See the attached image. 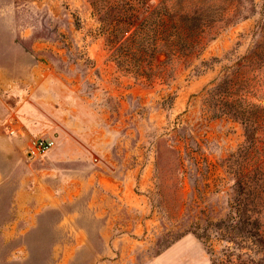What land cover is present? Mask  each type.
Here are the masks:
<instances>
[{
	"label": "rangeland",
	"instance_id": "374dc122",
	"mask_svg": "<svg viewBox=\"0 0 264 264\" xmlns=\"http://www.w3.org/2000/svg\"><path fill=\"white\" fill-rule=\"evenodd\" d=\"M176 1L202 18L194 44L158 54L150 69L107 42L97 11L106 0H0L9 76L0 85V264H211L231 251L235 262L264 259L240 234L249 193L237 185L264 156V123L255 145L246 133L264 122V0ZM34 66L51 67L58 94L78 99L79 126L93 122L81 101L94 98L101 151L96 179L83 181L82 161H67L62 177H48L54 193L27 207L17 198L39 183L49 152L27 157L6 120ZM223 86L230 93L216 94ZM259 211L248 216L264 233Z\"/></svg>",
	"mask_w": 264,
	"mask_h": 264
},
{
	"label": "trees",
	"instance_id": "16d2710c",
	"mask_svg": "<svg viewBox=\"0 0 264 264\" xmlns=\"http://www.w3.org/2000/svg\"><path fill=\"white\" fill-rule=\"evenodd\" d=\"M106 2L100 6L99 10L96 8L98 2L92 4L101 13L99 19L105 26L108 35L107 42L116 47L115 52L118 55H124L126 63L129 62L139 67L146 64L151 69L158 54L161 53L169 58L171 55L184 50V47L191 48L194 44L197 23L202 18L198 19V12H190L178 6L179 2L176 0L171 5H169V0H162L156 6H154L155 0H106ZM151 18H154L155 22H150ZM146 26L152 27L150 30L152 33L150 31L143 32L142 29ZM118 63L120 65L119 61ZM226 92L230 93V89L223 86L219 87L216 94ZM239 104L241 103L226 102L225 105L230 108H237ZM250 114L246 110L241 112L247 125L249 124L248 119L251 117ZM260 121L262 120L257 122L251 120L252 125L249 124L250 126L247 127L246 133L250 145H255L254 140L257 131L263 127L262 123L264 122ZM253 166L254 168L249 172H243V177H240L237 182L240 188L246 187L244 191L249 193L246 199L248 201L243 203V213L246 217V221H244L245 230L240 234L244 233L245 237H249L257 246L258 251L263 253L262 222L259 218L252 220L248 215L253 212H260L259 210L264 208V156L257 160ZM256 195L257 197L254 199ZM251 198L252 200L249 202ZM248 226L251 228H247ZM231 241H233L232 238ZM225 254L228 255L227 260L215 258L211 264H264V259L256 260L253 257L249 260L239 257L238 262H235L230 260L233 251Z\"/></svg>",
	"mask_w": 264,
	"mask_h": 264
},
{
	"label": "crops",
	"instance_id": "0c3cea01",
	"mask_svg": "<svg viewBox=\"0 0 264 264\" xmlns=\"http://www.w3.org/2000/svg\"><path fill=\"white\" fill-rule=\"evenodd\" d=\"M51 67L34 66L30 71L29 81H23L17 88L15 105L8 112L6 122L18 132L17 140H22L28 146L34 138H52L55 140L54 148L47 154L51 165L44 167L39 173V183L30 190L25 191V196L18 199V204L31 206L38 194L52 195L54 190L48 177H62L58 172L60 165L67 161H82L84 173L80 175L83 181L96 179V165L93 155L101 151V120L96 118L95 100L81 101L82 107L93 122H87L86 126H79L83 115L78 112V99L71 96L63 98L58 94L53 81L48 77ZM9 84L8 72L0 69V85L6 87ZM55 89V90H54ZM67 94V93H66ZM80 120V121H79ZM98 130V132H96ZM81 163V162H80ZM52 166V167H51ZM82 183V181H80ZM24 192V191H23ZM25 197V199H23ZM46 205L51 203L47 198H41Z\"/></svg>",
	"mask_w": 264,
	"mask_h": 264
},
{
	"label": "built area",
	"instance_id": "2783aa9c",
	"mask_svg": "<svg viewBox=\"0 0 264 264\" xmlns=\"http://www.w3.org/2000/svg\"><path fill=\"white\" fill-rule=\"evenodd\" d=\"M17 133V130H12L10 132L11 135H16ZM54 146L55 140L52 138H34L29 142L28 147L26 148V155L30 159L40 158L50 152Z\"/></svg>",
	"mask_w": 264,
	"mask_h": 264
}]
</instances>
